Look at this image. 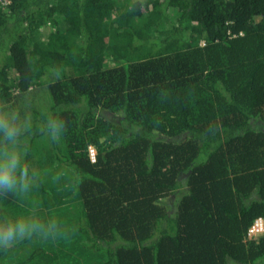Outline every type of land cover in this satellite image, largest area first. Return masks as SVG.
I'll return each instance as SVG.
<instances>
[{"label": "trees", "instance_id": "obj_1", "mask_svg": "<svg viewBox=\"0 0 264 264\" xmlns=\"http://www.w3.org/2000/svg\"><path fill=\"white\" fill-rule=\"evenodd\" d=\"M8 1L0 98L11 66L21 92L47 83L54 106L22 115L36 175L28 191L0 194L18 206L2 218L57 227L0 247V259L12 253L0 264H87L89 254L102 264H264V239L245 241L264 219V0ZM50 114L64 122L52 146ZM39 144L52 155L37 163ZM71 194L83 201L75 235L84 257L30 249L70 245L57 200Z\"/></svg>", "mask_w": 264, "mask_h": 264}, {"label": "clouds", "instance_id": "obj_2", "mask_svg": "<svg viewBox=\"0 0 264 264\" xmlns=\"http://www.w3.org/2000/svg\"><path fill=\"white\" fill-rule=\"evenodd\" d=\"M53 71L59 74L58 70ZM20 120L21 116L14 110L0 107V194L28 191L36 175L24 160V128L21 127ZM63 128L64 122L56 114L47 117L45 131L53 140L60 139ZM56 227L57 221L54 218L44 220L24 215L0 218V247H11L37 232L49 234Z\"/></svg>", "mask_w": 264, "mask_h": 264}, {"label": "rangeland", "instance_id": "obj_3", "mask_svg": "<svg viewBox=\"0 0 264 264\" xmlns=\"http://www.w3.org/2000/svg\"><path fill=\"white\" fill-rule=\"evenodd\" d=\"M2 5L4 7H6V5L9 4L8 0H0ZM118 2H121V4L125 5V4H129V2L133 3L134 0H115ZM138 2H145L146 0H137ZM171 23L174 24V22L172 21ZM136 25L137 26H143V22L142 21H136ZM166 26H169L168 28H170V25L167 24ZM166 26H161L160 30H165ZM45 37L40 34L39 35V39L38 42H45ZM201 45H205L204 41L200 42ZM10 66V65H9ZM17 75L14 74V71H12V67H9V71L7 76L4 78V80H2V83L6 86L7 88H9V90L7 91L8 93V97L6 98H0V107H3L5 110H14L17 114H19L22 118L23 113L26 111H29L28 107L31 106L33 108H35L38 112H40L41 114H47L50 112L51 108L54 106V102H53V98L51 95V92L49 90V85L46 83L45 85H43L42 87H30V89L23 93L21 92L18 88H17ZM18 100H22L23 104H21L19 107L16 106L15 104L19 103ZM62 136V135H61ZM64 136V135H63ZM45 142L44 144L47 145H51L52 146V138L46 134L45 135ZM43 139V138H42ZM42 139H40L41 143H42ZM59 141V140H57ZM49 146L47 147L46 151H45V146L42 144H39V146L37 148L34 149V155H33V151H32V157L36 160V162L40 163L41 161H43L44 155L47 153V156L52 155L51 149L52 147ZM37 149L40 151L38 152ZM26 152V150H25ZM94 153V156H93ZM96 155H97V150L96 148H94L93 146L89 147V156L92 160V162L96 161ZM26 153L24 155V159H25ZM32 159V158H31ZM41 172H39L40 174ZM45 175H42V177ZM49 177V176H48ZM48 177L46 176V178H42L43 182L45 185L48 186V184L50 185V187L54 186L56 181H52V185L49 183L48 181ZM78 194H71L69 197H64L63 200H57L58 203V207H62L64 209L67 210V214L66 216L69 217L70 221H69V230H71L72 235H73V240L70 243V245L68 247H63V244H59L57 242V244H53L51 246H47L45 244V242L40 241V240H36L34 243V246L31 247L30 249L34 248V247H44V249H47L49 251H47V254L49 253L51 257H55L57 258V256L59 255V253H63L65 252L68 253L66 256H70L71 254H75L78 255L80 254L82 256V258L84 257L85 254V250L83 248V242H81V237H77L76 231H77V221L79 218V212L82 208L83 205V201L81 198L77 197ZM68 198V199H67ZM4 200V198H2ZM3 203L0 201V218H2L4 216V214H10L13 213V211H17L18 210V206L15 204H9L8 206H3ZM263 223H264V219ZM255 235L251 236L249 235V233L245 236V241L247 242H251L254 244H259L261 240L264 239V232L260 233H254ZM28 249L27 252L30 250ZM90 253V252H89ZM11 254L9 251L7 252V255H5L4 257H2V259H0V262L2 260H4L5 258H9L11 257ZM90 257H92L94 259V262H87V264H102V259H99L97 254H89ZM49 256H44V258L46 259ZM62 257V256H59ZM63 258V257H62ZM66 259V258H64ZM102 260V261H100ZM67 262L62 260L61 263L59 264H66ZM45 264V262H44Z\"/></svg>", "mask_w": 264, "mask_h": 264}, {"label": "built area", "instance_id": "obj_4", "mask_svg": "<svg viewBox=\"0 0 264 264\" xmlns=\"http://www.w3.org/2000/svg\"><path fill=\"white\" fill-rule=\"evenodd\" d=\"M94 156V153H93ZM264 232V223L262 219H259L255 222L254 226L249 231V235L253 236L255 235L254 233H262Z\"/></svg>", "mask_w": 264, "mask_h": 264}]
</instances>
